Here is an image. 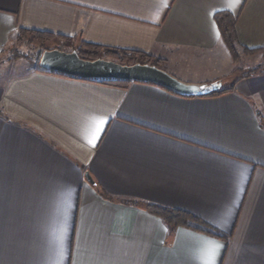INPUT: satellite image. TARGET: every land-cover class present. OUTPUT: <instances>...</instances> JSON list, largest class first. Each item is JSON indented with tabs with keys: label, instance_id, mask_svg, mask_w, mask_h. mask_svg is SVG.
<instances>
[{
	"label": "crops",
	"instance_id": "0c3cea01",
	"mask_svg": "<svg viewBox=\"0 0 264 264\" xmlns=\"http://www.w3.org/2000/svg\"><path fill=\"white\" fill-rule=\"evenodd\" d=\"M220 11L243 47L264 48V0H0V264H264V73H237ZM20 29L142 51L229 90L182 96L11 61ZM146 203L227 238L172 230Z\"/></svg>",
	"mask_w": 264,
	"mask_h": 264
},
{
	"label": "trees",
	"instance_id": "16d2710c",
	"mask_svg": "<svg viewBox=\"0 0 264 264\" xmlns=\"http://www.w3.org/2000/svg\"><path fill=\"white\" fill-rule=\"evenodd\" d=\"M215 19L219 26L222 38L226 46L228 47L232 57H234V59L237 60L239 58L240 53H245L250 55L257 53L264 54V48L248 49L243 47L239 43L236 32L237 19L236 16L233 15L231 12L220 11L215 14ZM28 35L33 36L34 38L38 39L41 42L54 40V39H59L61 41H68V45L71 47V49L77 50L79 55L85 59L106 58L121 64H128V65L135 63L151 64V65H156L162 69H165L164 59L155 57L153 55L147 54L142 51L123 50L112 47H104L101 45L86 43L83 41H79L78 44L76 45L77 42H74L67 37L58 36L49 32L30 31L25 29H20L18 34L19 41H23ZM259 73H264V65H261L260 67L253 69L252 71L247 73L245 77ZM60 75H64V74H60ZM64 76H68V75H64ZM69 77H73V76H69ZM100 82L105 84L126 86L131 81L101 80ZM227 90H229V88L214 92L211 95L220 94ZM95 185L99 187L97 183H95ZM145 207L148 208L153 213H155V215L161 217L170 226L172 230L179 226H185L195 230L206 232L214 236L227 238L226 235L212 229L208 224H206L204 221H202L200 218H198L197 216H195L190 212H186L184 210H180L176 208L165 207L157 204L146 203Z\"/></svg>",
	"mask_w": 264,
	"mask_h": 264
},
{
	"label": "water",
	"instance_id": "95a60500",
	"mask_svg": "<svg viewBox=\"0 0 264 264\" xmlns=\"http://www.w3.org/2000/svg\"><path fill=\"white\" fill-rule=\"evenodd\" d=\"M41 69L85 80H123L151 83L182 96H206L219 91L222 82L191 83L183 81L165 69L151 64H121L106 58L85 59L77 50L45 49L39 60ZM86 178L96 183L89 172Z\"/></svg>",
	"mask_w": 264,
	"mask_h": 264
},
{
	"label": "rangeland",
	"instance_id": "374dc122",
	"mask_svg": "<svg viewBox=\"0 0 264 264\" xmlns=\"http://www.w3.org/2000/svg\"><path fill=\"white\" fill-rule=\"evenodd\" d=\"M59 48L61 50L72 51L68 45V41H61L59 39L41 42L31 35H28L23 41L17 38L12 47L7 51L4 57H9L11 61L22 60L32 63L35 67H39V60L42 52L45 49ZM231 54V53H230ZM234 63L238 67V74H247L253 69L264 65V54H245L240 53L236 60L232 57ZM2 58H0L1 60ZM10 61V62H11Z\"/></svg>",
	"mask_w": 264,
	"mask_h": 264
},
{
	"label": "snow or ice",
	"instance_id": "6c2138e0",
	"mask_svg": "<svg viewBox=\"0 0 264 264\" xmlns=\"http://www.w3.org/2000/svg\"><path fill=\"white\" fill-rule=\"evenodd\" d=\"M209 264H211V262H209Z\"/></svg>",
	"mask_w": 264,
	"mask_h": 264
}]
</instances>
